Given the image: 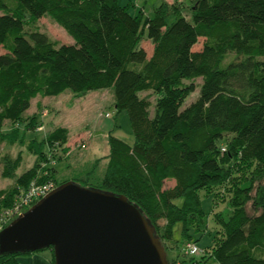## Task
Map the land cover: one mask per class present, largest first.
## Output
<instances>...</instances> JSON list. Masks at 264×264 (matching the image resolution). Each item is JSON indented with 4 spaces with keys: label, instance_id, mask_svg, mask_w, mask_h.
Here are the masks:
<instances>
[{
    "label": "trees",
    "instance_id": "1",
    "mask_svg": "<svg viewBox=\"0 0 264 264\" xmlns=\"http://www.w3.org/2000/svg\"><path fill=\"white\" fill-rule=\"evenodd\" d=\"M131 6L120 0H0V136H6L1 132L7 122L26 123L38 97L112 89L115 110L128 113L135 141L110 135L102 177L99 159L69 181L126 196L164 246L178 245L174 230L181 225L183 252L186 244H196L188 227L201 231L204 190L216 205L228 201L231 208L228 218L217 216L222 237L211 250L184 252L171 264H264V184L256 186L264 181V0H191L187 7L162 2L150 16L143 10L131 14ZM46 16L74 44L59 46L44 33L26 30ZM200 39L203 47L195 51ZM144 40L153 46L151 56ZM197 79L199 96L185 107ZM38 125L34 116L33 128ZM69 138L67 129L56 128L42 141L33 139L28 148L35 166L17 176L20 154L12 170L3 172L15 187L0 200V229L9 224L1 218L32 183H56L54 168L48 167L47 177L38 173L56 157L55 147L65 158ZM168 181L175 185L167 188ZM48 250L55 264L52 247L36 253ZM30 254L0 255V264H18V257Z\"/></svg>",
    "mask_w": 264,
    "mask_h": 264
},
{
    "label": "rangeland",
    "instance_id": "2",
    "mask_svg": "<svg viewBox=\"0 0 264 264\" xmlns=\"http://www.w3.org/2000/svg\"><path fill=\"white\" fill-rule=\"evenodd\" d=\"M130 1L134 5L130 7V13L137 15L140 10H143L145 16L153 15L154 10L163 2V0H120V5L125 6ZM164 1L168 3V5H179L183 3V7H187L191 4V0ZM185 14L189 15L188 9H186ZM168 20L169 22L172 21L173 16H170ZM26 30L29 33L35 31L44 33L51 41L59 46L74 44V39L48 16L36 21H30ZM204 41V39H200L199 44L195 46L194 50H201ZM141 45L148 52L149 56H151L153 50L152 44L149 41L144 40ZM3 52L4 50L0 49V54ZM186 83L188 84L189 82ZM201 83V79L195 81L196 91L187 99L185 107L196 101L199 96ZM99 95H102L99 99L107 102H99L98 98H96ZM146 95L147 93H143L141 96L144 97ZM155 99V96L151 98L152 106L155 103ZM114 100V91L112 89L92 91L82 97H78L71 90H67L57 97L45 99L38 97L33 100L32 107L26 114V123L15 125L11 122H7L1 132L6 136H0V200L4 198L7 191L15 187V179L4 178L2 176L3 172L6 169L12 170L14 161L20 154L22 155V164L20 169L16 172V175H22L26 171L32 169L37 163V158L29 151L28 147L31 144V141L33 139H36L37 141L46 139V137L57 127L68 128L70 131L71 143H68L67 145L68 152L70 151L73 142H81L78 139L85 138L88 135V137L90 136V141H88L89 147L87 150H81L78 147L73 146V153L69 158H64L62 154L60 155L61 149L55 147L53 153L56 157L53 158L50 156L51 161L47 164L45 161L43 162L41 171L38 173L39 177H47L49 174L52 175L49 168L56 169V177H53L56 183L51 181L56 186L73 179L71 178V175L72 177L76 175V178L81 177L79 174H82V171L87 170L88 166H90L96 159L104 157L109 153L108 135L111 130L115 131H113L114 137H117L128 144H133L135 139L128 113L126 111L117 113L113 105ZM153 109L154 107H151L152 115ZM108 113L111 114V119L106 118V114ZM34 116H38V121L41 124L33 128ZM27 125H29V128H27ZM76 139L78 141H76ZM81 147L85 148L84 145H81ZM46 151H49V148H46ZM57 155L59 156L57 157ZM86 163L88 166L84 167ZM105 163L106 162H102L100 167H98L97 176H99V178L102 177L106 167ZM78 166H80L79 169L75 171ZM97 179L93 181L96 182L95 184H98ZM78 184L82 185L81 182H78ZM260 184L263 185L264 181L262 183L256 182L257 187ZM174 185V181H168L166 183L167 188H171ZM257 187L253 190L252 196L257 195ZM261 191L260 198L264 197V187ZM200 197L202 201L203 222L201 223L200 219H198L201 231H197L192 226H189V236H191L192 241L197 244L201 251L205 249L211 250L214 246L215 239L217 237H222V225L217 221V216L224 215L225 218H228L231 208L228 206V201L216 205L214 198L208 196L204 190L200 192ZM247 211L249 215H254L253 202L248 204ZM160 224L163 226L164 222H160ZM181 233V225H177L174 230V241H178V245L177 242L165 243L169 259L186 256L181 250ZM44 253L48 252L46 251Z\"/></svg>",
    "mask_w": 264,
    "mask_h": 264
},
{
    "label": "water",
    "instance_id": "3",
    "mask_svg": "<svg viewBox=\"0 0 264 264\" xmlns=\"http://www.w3.org/2000/svg\"><path fill=\"white\" fill-rule=\"evenodd\" d=\"M50 247L55 264H171L155 226L137 205L74 181L55 188L0 232L2 256Z\"/></svg>",
    "mask_w": 264,
    "mask_h": 264
},
{
    "label": "built area",
    "instance_id": "4",
    "mask_svg": "<svg viewBox=\"0 0 264 264\" xmlns=\"http://www.w3.org/2000/svg\"><path fill=\"white\" fill-rule=\"evenodd\" d=\"M176 1V0H172ZM180 1V0H177ZM110 117V114L106 115ZM55 188V184L52 182L37 184L36 182L32 183L30 187L21 193V196L18 198V202L14 206V208L5 213V217L1 219H5L6 221H13L15 218L20 216L22 213L26 212L29 208L35 205L38 201L42 200L46 197L49 193H51ZM1 230V229H0ZM184 252L195 256L198 255L201 250L199 247L194 243H188L184 247Z\"/></svg>",
    "mask_w": 264,
    "mask_h": 264
},
{
    "label": "crops",
    "instance_id": "5",
    "mask_svg": "<svg viewBox=\"0 0 264 264\" xmlns=\"http://www.w3.org/2000/svg\"><path fill=\"white\" fill-rule=\"evenodd\" d=\"M131 2V1H130ZM163 2L164 3H166L164 0H163ZM132 3V2H131ZM166 4H168V3H166ZM183 4V3H182ZM169 5H172V4H169ZM184 6V5H183ZM152 54V53H151ZM101 92H103V91H101ZM102 97V95H99V96H97L96 98H98V101L99 102H102V103H105V102H107V101H102L101 99H99V98H101ZM43 99H45V98H43ZM113 105H114V108H115V100H114V103H113ZM107 115V114H106ZM106 118L107 119H111L112 118V116H110V117H107L106 116ZM116 120V119H115ZM37 122H38V124L40 125L41 123L38 121V116H37ZM5 127V126H4ZM57 128H64V127H57ZM65 129H67L68 130V132H69V143H71V135H70V131H69V129L68 128H65ZM3 130V129H2ZM114 130H111L110 131V133H109V135H108V139H109V136L110 135H113L114 136V132H113ZM117 138V137H116ZM79 141H81L80 143H77V142H73V145L71 146V148H70V151L67 153V155L65 156V158H69L71 155H72V153H73V149H72V147L74 146V147H78L79 149H81V150H84V149H88V141H90V136L88 137V135H87V137H85V138H80V139H78ZM77 139H76V141H78ZM83 143V144H82ZM81 145H85L84 147L85 148H82L81 147ZM110 148V147H109ZM109 152H110V149H109ZM109 155V153L106 155V156H104V157H101V158H98V159H96L90 166H88L87 165V163L85 164V166L84 167H86V166H88V169L87 170H85V171H82V174L80 173L79 175L82 177L83 175H85L92 167H93V165L95 164V162L97 161V160H99V159H104V160H102V162H106L105 163V165H107V159H105V157H107ZM80 159V158H79ZM102 162L100 163V165L102 164ZM90 164V163H89ZM100 165H99V167H100ZM79 167L80 166H78V168H76V170L75 171H77L78 169H79ZM56 170V169H55ZM56 173H57V170H56V172H55V177H56ZM77 176L75 175V176H73L72 177V175H71V178H73V179H75ZM72 180V179H71ZM44 252H46V251H44ZM44 252H41V253H34V254H30V255H24V256H21V257H18L17 258V263L18 264H53V254H52V252L51 251H47L48 253H44Z\"/></svg>",
    "mask_w": 264,
    "mask_h": 264
},
{
    "label": "bare ground",
    "instance_id": "6",
    "mask_svg": "<svg viewBox=\"0 0 264 264\" xmlns=\"http://www.w3.org/2000/svg\"><path fill=\"white\" fill-rule=\"evenodd\" d=\"M2 231V229L0 230V232Z\"/></svg>",
    "mask_w": 264,
    "mask_h": 264
}]
</instances>
